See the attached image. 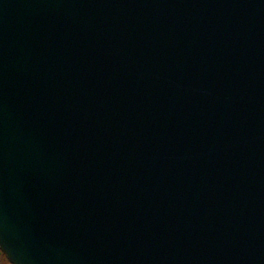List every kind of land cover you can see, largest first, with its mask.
Returning <instances> with one entry per match:
<instances>
[{"label": "water", "instance_id": "95a60500", "mask_svg": "<svg viewBox=\"0 0 264 264\" xmlns=\"http://www.w3.org/2000/svg\"><path fill=\"white\" fill-rule=\"evenodd\" d=\"M0 247L264 264V0H0Z\"/></svg>", "mask_w": 264, "mask_h": 264}, {"label": "flooded vegetation", "instance_id": "af4514ba", "mask_svg": "<svg viewBox=\"0 0 264 264\" xmlns=\"http://www.w3.org/2000/svg\"><path fill=\"white\" fill-rule=\"evenodd\" d=\"M0 264H12L0 247Z\"/></svg>", "mask_w": 264, "mask_h": 264}]
</instances>
